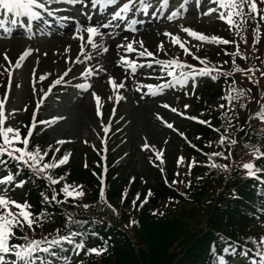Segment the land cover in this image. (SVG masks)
Here are the masks:
<instances>
[{
    "label": "snow or ice",
    "instance_id": "obj_1",
    "mask_svg": "<svg viewBox=\"0 0 264 264\" xmlns=\"http://www.w3.org/2000/svg\"><path fill=\"white\" fill-rule=\"evenodd\" d=\"M197 6L202 2V0H195ZM67 4L70 6H75L77 4L82 5L84 7H87L88 4H91L92 8H96L99 6L101 10L105 8L106 5H116L118 3V0H0V14L4 15L5 17L11 16L12 22H16V18L20 16H25L29 18L30 21H38L41 20L42 17H55L57 20H63L64 17H58L57 11L52 9V4ZM169 3V0H159V4L161 7V12L158 13L157 11H152L150 14L152 16H156L158 14L163 15V10L167 8V5ZM187 3L188 0H184V3L180 5L181 8L185 9V12L187 11ZM212 3L216 4L217 7H208L206 11L202 13V15L207 16L214 12H219V19L222 21H225L230 27H235L238 32H242L245 27L247 21H253L255 22L257 19V16L259 17L260 21H264V8L258 7V5H264V0H212ZM153 7L152 0H124L123 4L116 10L112 16L104 22L92 25L89 23L87 26L84 24H81L78 20L75 24L74 31L79 34L82 32H86V41L85 43H82L79 49L80 54L83 55V59L85 61H88L92 59L91 56V50H97L102 49L104 53L108 51V48L105 47L103 43V37L105 35H108L110 37V33H105L103 29H107L112 26V23L114 21H119L123 24H137L139 23V18L136 15V12H141L145 15L149 14V10ZM223 10V11H221ZM82 15H87L86 13H81ZM178 15L177 11H172L170 15H167V20L171 21L174 17ZM88 21H91V17L87 16ZM44 23H49L48 20H44ZM117 27H120V24L118 23L116 25ZM0 28H4V21L0 20ZM135 30L134 28L132 29ZM4 31L7 32L8 29L4 28ZM182 31L186 33L189 37H193L198 41L201 42H211V43H220V44H229L231 41L227 39H223L221 37H218L217 35H211L208 36L206 34L198 33L195 30L190 29L189 27H183ZM165 36L169 37L172 43H179V47L183 49L184 53L191 54L194 59H197L200 61L201 64H204V59L195 56L194 53L190 52V48L186 46V43L179 40V37L176 35H173L169 32L163 33ZM100 36L101 37V43H97L94 40V37ZM259 36V26L254 30V38H253V44L257 42L256 37ZM80 39L83 41L84 37L80 36ZM243 39V37H242ZM136 43L135 41H127L126 43H121L117 45V48H122L126 52H133L136 51L134 49L133 44ZM140 49L138 51L139 57H153L154 53L147 50L143 46V42H139ZM85 45H90V49H86ZM163 44L161 43L158 45V49H162ZM67 51V49H66ZM256 50L253 49V52ZM29 53V50H25L24 53L21 54L20 59H23L24 56H26ZM231 56L236 57L240 56L244 60H250L254 59L255 57H249L245 56L239 49L231 53ZM206 59V58H205ZM4 60H8V57L5 53ZM120 61L123 62L125 65H127L133 73L136 72L137 68L141 65L137 64L136 61L129 60L126 56L120 55ZM74 63H79V57L73 61ZM152 62H148L147 66L151 67ZM157 65H160V72L166 73V76L169 78L167 81L159 84V85H153V84H147V94L156 96L159 94L160 90L164 88H170L174 87L176 85H180L181 87H184L188 85V83L191 81L192 86H196V77L197 76H208L211 75L213 72H216L217 75L224 74L221 72V69L216 68H210L208 66L199 67L198 69L193 66L192 64L182 62L179 59H156L154 61ZM18 66V64H17ZM232 71H243L244 74L247 76V78L252 81L253 83L258 84V79L254 80L253 77L256 76L257 73H259L260 77H264V69H258L254 65L241 69L239 68L235 60H233L232 63ZM101 71H104L103 68H101ZM91 75V71L86 68L84 73H81V75ZM68 75L67 72L63 74V76ZM217 75H212L211 78L215 80L217 78ZM227 75V74H224ZM9 76H11V73H9ZM63 76H58L56 80L52 81V85L49 86V91L51 88L55 85L61 84V83H67L63 79ZM45 77L41 75L40 79L43 80ZM108 84L111 85L114 89L115 88H123L125 87V84L123 82H115L114 78L112 76L108 77ZM233 84H235V81H233ZM77 88L81 89H89L91 87L90 84L87 83H78L76 85ZM136 91H140V88H137ZM246 92H250L249 90H245L243 88L237 89V88H230L229 94L223 97L224 100L228 102L237 101L239 103V107L243 108L244 103L242 102V98L246 95ZM8 93H5V97H7ZM44 95H48V92H45ZM261 95H264V92L261 93ZM93 99L96 101V115L101 116V106L100 101L101 97L97 95L95 92L92 93ZM123 97L119 94L116 95L115 99L117 101L121 100ZM5 99H0V157L7 156L13 161L19 162L17 165V168L21 167H27L34 176L43 178L49 182L50 185H55L59 181L53 177V175L50 174V170L55 169L59 166H62L66 164L69 159L70 155L65 154L61 156L59 159H52L51 161H45V157L48 155V151L42 150L39 145L34 146V148H29V136L32 134L33 129L31 127L28 128L27 134L21 136V130L18 127H12L7 126L5 127ZM163 107L170 108L171 106L168 104H164ZM185 109L190 107L189 105L184 106ZM219 108H224V104H220L218 106ZM235 107V105H233ZM16 110H13V113ZM172 112H177V109L175 107H171ZM183 115V113H181ZM224 115V113H222ZM257 116H259L262 120H264V105H261V109L259 112L256 113ZM189 119H192L194 121H198L200 124H208L210 127V122L207 120H201L198 117H188ZM58 119V118H53ZM157 119L161 120L169 129H173V124L168 123L167 121H163V118L157 114ZM44 123V122H41ZM228 127L224 129V133L219 136V139L217 141V144L219 147L225 146V141L229 140V137L232 136V133H229V128L232 127L231 120L229 119L227 121ZM103 132L107 133L109 131L108 125L102 126ZM217 132H219V129H214ZM181 136H184V133H180ZM199 139V137H197ZM16 142H20L24 145V147H17ZM58 144H63L64 141L60 140L57 141ZM101 143L103 144L104 141L102 140ZM237 141L232 138L229 140L228 145V155L225 154V152L222 151H216L210 154H205L208 159L211 161L213 158L219 157L228 159L231 155V146L235 145ZM211 142H209L210 146ZM150 145L145 142V144L142 145V148L146 149L149 148ZM194 147V146H193ZM253 148V154L256 158H260L261 156H264V152H262L258 146H251ZM52 146L49 145L48 149H51ZM56 151H59V149H56ZM155 155L154 159L150 160V163H154L155 161H162V155L160 151H157L154 149ZM183 157L177 158V164L179 165L181 161H183ZM3 159H0V164H3ZM195 161H193L192 164L187 165L189 168L193 166ZM210 169H219L221 171H227L229 169V165L222 164L218 162H212L206 165ZM242 168L247 170V176L249 177H256L257 173L264 171V169L257 168L254 163L252 162H246L243 163ZM18 171L16 173H13L11 171H8V174H5L3 176H0V209L3 211H0V264H35L36 260L39 259V257L34 256V254L37 253H51L52 256H58V253L56 251H53V249L59 248L62 244V242H67L68 244H73V238L77 236H81L82 233L79 232H73L68 225L72 222V216L69 214L66 218V225L67 233L61 234L57 232L55 236H53L51 239H48L46 237H42L41 239L36 238H30L27 234H25L22 237H19L20 240L23 241V243H10V239L15 235L14 229H19L21 232L25 231V225L28 229H32L33 225H36L38 227H43L42 224V217L44 216V213L36 214L34 215L31 211H29L30 205L27 202L21 203L17 202L16 200L12 199L10 196V186L15 185V187H22L25 183L24 180H17ZM178 175V174H177ZM64 177L61 176L60 180H63ZM134 179V178H133ZM197 179H201V177H198ZM176 183H182V181L174 180L173 184ZM104 181L101 179V188L99 193V199L102 203L107 204V201L105 199V193H104V187H103ZM186 186H190V181L187 182ZM60 192H62L65 196V198L71 197L76 198L83 196L82 186L80 185H70L65 183L63 187L60 189ZM43 199L45 201H55L57 204L64 203L66 200H58L56 198V189H52V195L51 197L47 196L46 194H41ZM152 196L151 190L148 191V193L145 196V199L141 202V206L143 203H147L148 198ZM139 194H137L136 200H139ZM123 202V197H122ZM136 201H133V204L135 205ZM14 207L17 211H11V208ZM84 208L89 207L88 205H83ZM107 207L111 209L114 213L116 209L110 205L107 204ZM154 215L159 214L163 215V213H157L153 212ZM77 223H79L77 221ZM138 221L135 219H130L126 227H130L133 225H136ZM254 245V255L256 259L250 261V264H264V237H262L258 242L255 239H252L249 241ZM74 248L77 250V254H79V251H83L85 249V242L83 240H80L78 242H75ZM106 248H97V247H89L87 248V254H97L99 255L102 251H106ZM229 249L225 248L224 251L227 252ZM6 254L11 257V259H8L6 262ZM61 259H64V264H68V261L66 258L61 257ZM217 264H226L224 258H220L217 262Z\"/></svg>",
    "mask_w": 264,
    "mask_h": 264
},
{
    "label": "rangeland",
    "instance_id": "obj_2",
    "mask_svg": "<svg viewBox=\"0 0 264 264\" xmlns=\"http://www.w3.org/2000/svg\"><path fill=\"white\" fill-rule=\"evenodd\" d=\"M257 20L259 21L258 26L261 25L262 22L259 20L258 16ZM203 22L209 21L203 20ZM181 25L182 23H177L173 27L164 26L159 29L160 31H157L158 33L154 32V34H147L143 36L142 38H145L151 42L149 43L150 45H146L148 48H150L149 51L155 53V48L161 43L163 44V47L171 46L170 38L165 36L163 33L169 32L173 35H176V30H180ZM195 25L198 29H202V25ZM215 30L216 32L200 30V33L210 35L218 34L219 31H217V27ZM229 36L234 38L237 36V42L242 40V37L244 40L250 41V26L246 24V27L242 32H230ZM78 42L79 37L74 39L69 37L61 43H54L53 41L49 43L30 42L18 38L0 40V84H3L5 79L8 77L11 87L9 92L5 91V87L3 89V93H8L7 97L4 98L6 100L5 127L12 126L15 128L16 121L22 119L24 116V111L27 109V107L31 106L32 94L36 93V86L32 85L31 82L32 75L39 74L38 82L44 80L49 81L50 74L51 76L58 77L65 68L69 67L68 62L71 63L72 61V57L70 55L71 50L78 49ZM204 48H207V46H204ZM263 48L264 47H262V49ZM26 49L29 50V53L24 56L23 59H20L21 54L24 53ZM202 50L204 52H209L210 56L203 57L200 54H197V57L204 59V62L206 63L220 66L223 72L228 73L221 67L218 56L213 53L214 51L212 52L210 50ZM5 53L8 57L7 61L4 60ZM245 54L248 55L247 53ZM44 72H46L45 75ZM9 73H11V76H9ZM141 73H148V67H146L145 71ZM41 75L45 77L43 80L40 79ZM116 75L117 77H120L118 76L119 74L117 72L113 74L112 77L118 82L119 79L116 77ZM233 78L239 88L247 81V76L241 73L233 74ZM127 87L129 89L130 85L127 84ZM246 88L247 90L250 89V92H246V95L244 96V98L248 100L245 110L247 111V109L250 107V112L254 113L260 107V105L254 103L255 101H258L259 98L256 96V91L252 89L248 82ZM157 95V97L150 96L147 100L143 101L138 100V98L133 100H124L117 108L119 114L124 115L128 120V125L126 131L124 132L125 135L116 141V149L119 148V150L122 151V154L117 159L116 165H126L129 167L130 171H133V175H141L144 177V171H147L149 174L154 172L153 170L149 169L146 163V159H150L149 156L154 150V146L157 151L167 150L170 152L171 149L180 151V148L171 146L167 149V143L173 136L176 135L177 127L180 129L179 133H184V135L187 133L188 136L194 134V124L188 117L195 116L201 120L206 119V114L202 118V112L204 110L203 101L202 99L198 100L199 97L197 96H195L194 99L189 100L191 97H180L179 95L177 98L175 96L161 94V92H159ZM104 99L106 100V97H104ZM222 101L223 99L220 97L215 99L213 104L215 106H219L222 104ZM164 104L175 107L177 112H172L171 107H163ZM185 105H189L190 107L185 109ZM95 107L96 101L93 99V97H91V95L88 96V98L81 99L80 97H77V95L68 92L60 100H51L48 109L43 111L42 116L53 115V117H51L49 122L42 126V130H44L43 132L49 135V139L54 140L55 146L57 148L61 145L69 144L67 148L71 149L73 152L74 147L71 146H76V153H88V150L83 147L85 145L84 141H90L89 143L94 145L97 143V139L100 136L101 131L99 120L94 113ZM14 109L16 111L13 113ZM108 112L109 110H107L102 115V120L104 123L106 122ZM181 113H183V115H181ZM157 114L163 118V121L172 123L174 126L173 129H169L161 120L157 119ZM247 122V118L244 120L243 115H240L237 120V124L235 125V134L240 140H246L249 138ZM253 125L259 129L257 123H254ZM181 129L184 131L181 132ZM191 130L192 134L190 133ZM60 140L64 141V143L58 144L57 141ZM145 142L150 145L149 148H142V145L145 144ZM170 144L175 146L177 142L176 140L172 139ZM180 144L181 142L178 141L177 145L180 146ZM176 154L177 152H174L168 160L172 162L173 167L176 166L173 162L174 156ZM82 158H85V155H82ZM90 161H94L92 156ZM122 171L123 169H121V173ZM12 186V191L20 188L15 187V185ZM84 191L85 196L90 195L89 189H84ZM94 206H96V204ZM55 208L57 215L60 213V210L57 207ZM11 211L15 212L17 210L12 207ZM189 230L190 236H192L193 240V226H190ZM40 231L41 233L38 235L39 237H48V235H45V231L43 229ZM48 233L54 235L57 232H52L49 230ZM258 233L261 235V237H264L263 229L258 231ZM151 242L156 253H162L166 251L168 243L167 238L163 242V240H156V236H154ZM8 259H11V257H6V262Z\"/></svg>",
    "mask_w": 264,
    "mask_h": 264
},
{
    "label": "trees",
    "instance_id": "obj_3",
    "mask_svg": "<svg viewBox=\"0 0 264 264\" xmlns=\"http://www.w3.org/2000/svg\"><path fill=\"white\" fill-rule=\"evenodd\" d=\"M73 166L71 178L74 182H84L90 179L78 162ZM123 183H125V180L121 178V182L116 180L113 182V186L121 187ZM167 192L168 190L162 187L157 176L156 184L152 188L151 200L147 204L148 207L141 210L137 220L138 223L126 227L128 224L127 215L112 219L113 228L111 230L116 231L118 229L122 231L116 233L120 239L114 238L115 247L111 253L97 259L92 264H204L205 258L211 260L212 254L209 253V241L212 234H206V232L207 230H218L219 220L215 207H212V211H202L200 223L204 227L200 229L195 226L194 216L184 214L185 211L171 212L154 221L153 217H149L148 209L152 208L150 205H156L159 199L167 197ZM115 196H118V190H115ZM234 217V214L230 212L228 222H233ZM245 222H249V219L247 218ZM193 223L194 239L192 240L189 227ZM222 223L220 221V224ZM223 233L231 236V231L226 226ZM154 236H156V240H163V242L167 238L168 243L165 252H155L151 242ZM215 255H219V253H215Z\"/></svg>",
    "mask_w": 264,
    "mask_h": 264
}]
</instances>
